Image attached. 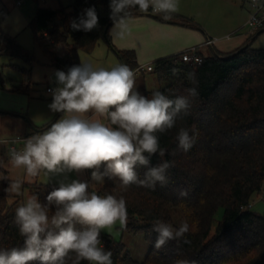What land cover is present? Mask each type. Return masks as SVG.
I'll use <instances>...</instances> for the list:
<instances>
[{
  "label": "trees",
  "instance_id": "16d2710c",
  "mask_svg": "<svg viewBox=\"0 0 264 264\" xmlns=\"http://www.w3.org/2000/svg\"><path fill=\"white\" fill-rule=\"evenodd\" d=\"M109 5L110 0H74L69 7L57 10L37 9L29 26L35 42L53 67L67 72L70 67L80 65V54L93 53L98 44L105 41L104 33L108 28L109 48L123 64L133 71L138 69L135 52L118 50L111 42L109 31L113 19ZM90 7L96 10L99 26L87 32L73 30L71 21ZM151 11V7L147 11L132 8L126 18ZM160 16L161 21L199 28L192 20L172 12H161ZM0 43V56L25 64L12 65L23 74L22 82L12 87V92L30 95L36 56L1 26ZM174 69V82L155 91L170 99L187 97L190 107L187 114H179L173 129L157 133L164 155L145 153L149 163L137 164L134 169L137 179L144 180L150 168L167 161L170 167L165 171V182L157 181L154 187L133 184L125 189L119 177L105 176L97 188L99 196L112 194L125 199L127 223L123 229L143 234L151 244L150 251L138 262L132 259L122 242L101 234L99 247L112 253L113 264H180L182 261L187 264H264V216L250 210L254 196L264 190V49L246 44L229 54L216 51L196 66L182 63L180 55H174L157 60L153 72L162 80L174 75ZM190 89L195 90L196 95H191ZM153 92L146 91L145 97L151 99ZM180 127L187 128L189 135L195 137L188 152L180 149L176 140ZM104 168L102 164L100 171ZM92 171L87 169L91 180ZM10 183L7 179L0 181V250L21 248L25 240L15 219V207L21 197L8 193ZM58 187L32 185L38 202L48 208L49 217L55 214L57 206L49 205L46 197ZM182 192L186 194L181 195ZM176 210L184 215L189 231L157 249L159 233L154 230L155 222L170 224ZM74 227L84 230L87 226L74 223ZM74 259L75 254L70 253L66 264H72ZM80 264L91 262L81 260Z\"/></svg>",
  "mask_w": 264,
  "mask_h": 264
},
{
  "label": "clouds",
  "instance_id": "9594fccd",
  "mask_svg": "<svg viewBox=\"0 0 264 264\" xmlns=\"http://www.w3.org/2000/svg\"><path fill=\"white\" fill-rule=\"evenodd\" d=\"M109 7L113 19L110 35L122 38L127 32L125 19L130 9L138 7L147 11L151 7L170 13L177 10V0H110ZM70 26L85 32L97 28L99 17L95 8L83 10ZM173 72L175 74L176 70ZM55 75L60 86L53 90L49 108L66 115L47 131L27 138L21 151L11 150L12 165L22 166L32 177L41 171L62 174L93 169V181L102 182L105 176L119 177L125 189L133 184L154 187L157 181L165 182V171L170 167L167 161L150 168L144 180L137 179L134 169L137 164L149 163L145 153L164 155L157 133L173 129L179 114H187L190 107L187 97L170 99L159 91H154L151 99L141 95L134 90V71L123 63L104 68L82 62ZM189 91L196 95L195 90ZM89 112L93 114L91 117L86 115ZM176 140L179 148L188 152L195 137L189 135L187 128L180 127ZM102 164L105 165L103 172L100 171ZM20 186L19 181L13 182L8 190L18 193ZM88 188L87 182L78 180L60 183L46 197L49 205L57 206L51 217L48 208L42 206L36 196L18 207L15 219L20 234L25 237L24 246L0 250V264H29L31 261L66 264L70 253L75 254L72 264H80L81 260L113 264L112 253L99 247L100 231L111 228L117 221L126 226V201L112 194L89 193ZM74 223L87 227L76 230ZM154 230L159 233L155 243L159 249L167 241L187 233L189 224L184 222L174 229L171 224L157 220Z\"/></svg>",
  "mask_w": 264,
  "mask_h": 264
},
{
  "label": "rangeland",
  "instance_id": "374dc122",
  "mask_svg": "<svg viewBox=\"0 0 264 264\" xmlns=\"http://www.w3.org/2000/svg\"><path fill=\"white\" fill-rule=\"evenodd\" d=\"M22 5H17V0H0L2 5H0V26L1 28L9 34L11 37L17 39L19 43L22 44L27 50L32 52L37 58L36 75L37 80L33 89L37 93H46L47 87H55V84L59 85L58 81H44L45 73L44 67L39 65V63H45L48 60L42 49V47L37 44L34 40L33 31L30 28V21L35 16L38 8L57 10L62 7H69L74 0H21ZM244 2L242 0H177V10L176 14L192 20L201 28L206 26H214L216 30L222 29L221 20H234L235 23H239V18L241 15H245L246 9L243 8ZM4 11V13L2 12ZM162 12V11H161ZM242 12H244L242 14ZM233 23L231 22V26ZM183 27V26H180ZM224 27V26H223ZM148 29L145 39L151 44H155L154 40H157V44L162 47H167L172 41L180 39L177 31L170 28H150ZM152 29V30H150ZM241 34L248 33L247 28H241L238 30ZM254 38L252 47L254 49H264V32L258 35V32L254 33L252 36ZM255 38H257L255 40ZM144 40V39H143ZM1 45V43H0ZM166 45V46H165ZM180 49L179 52H183ZM174 54V53H173ZM209 55V54H208ZM170 56L165 55L163 57ZM20 65V67L25 66V64L20 60H11L7 56H0V113L5 112L9 114L8 110L14 106H22L23 96L12 92V87L18 81L23 79V74L17 68L12 65ZM154 67L153 63H150ZM135 73V72H134ZM176 75H170L162 80H160L155 72H141L135 74L136 86L135 91H138L141 95L145 96L146 91H155L162 87H166L174 82ZM46 99L53 100V96H48L44 94ZM7 110V111H4ZM2 117V116H1ZM3 125H0L2 127ZM2 137H0V140ZM5 144L0 143V161L3 160L7 164L10 163L6 157ZM2 158V159H1ZM67 175V173H65ZM45 171H41V177L45 178ZM5 174L0 172V181L5 178ZM43 179V178H41ZM40 182V181H39ZM42 182V181H41ZM48 182V181H47ZM47 182H42L44 184H49ZM103 182V181H102ZM102 182H94L89 184L88 192H95L97 194V188L102 184ZM19 192L9 191V194H17L21 197V201L15 207V211L18 207L22 206L31 197L35 196V191L33 188L24 187L20 183ZM250 210L258 215L264 216V190L260 195L254 196ZM221 217V212L218 214V219ZM186 222L184 215L180 210H176L172 215V222L170 223L174 229H178L182 223ZM119 221L116 222L111 228L101 229L100 234L107 236L117 242H122L126 246V251L132 257V259L142 262L148 255L151 244L146 239L143 234H133L127 232L123 229Z\"/></svg>",
  "mask_w": 264,
  "mask_h": 264
},
{
  "label": "crops",
  "instance_id": "0c3cea01",
  "mask_svg": "<svg viewBox=\"0 0 264 264\" xmlns=\"http://www.w3.org/2000/svg\"><path fill=\"white\" fill-rule=\"evenodd\" d=\"M243 8H245L247 12H242V14L244 13L245 15L240 16L239 23L234 24V20H230L231 17H228L227 20L220 21L222 22L221 30H216L214 26H206L205 28H201L199 26V28L197 29H193L186 26L180 27V25L178 24H174L170 21H161L147 14L128 17L125 19V23L127 25L126 34L122 38H115L114 36L110 35L111 42L118 50H133L135 52L137 57V63L139 66L138 69L134 71L136 75L141 72H147L146 69L150 63L154 64L159 59L174 55H180L182 52L179 51L183 48L184 52L193 47H199L200 53L204 57H211L216 51L223 54H229L241 48L243 45H253L254 38L251 37L252 34L249 33V31L248 33L250 35H248L247 33L241 34L240 32H238V30H240L241 28H246L245 24L249 17L250 11L247 1L243 4ZM160 14L161 13L156 15ZM231 22L233 23L232 26ZM147 25L150 28L167 27L173 29L177 31V34L179 35L180 39L172 41V43L169 44L167 47H162L161 45L157 44V40H154V42H156L155 44H151L147 41V39H145V36L147 35L148 31V29L146 28ZM112 29L113 26L110 28L109 34L111 33ZM263 32L264 30H262V33ZM211 39L216 40V43L213 46H207L206 43L208 42V40ZM256 39L257 38H255V40ZM57 52L60 55H64V52L61 49H57ZM165 55L170 56L163 57ZM46 61L47 62L45 63H39V65H42L45 70L44 81H57L55 73L59 70L53 67L49 60ZM80 61L81 63H91L94 67L104 68H111L117 64L122 63L116 52L109 48L106 41H101L94 50V52L91 54L81 53ZM17 66L20 67V65ZM36 70V66H34L32 71L33 85H35L36 81H38ZM22 80L18 81L13 86H19ZM59 86L60 85L55 84V87ZM44 94L48 96H53L51 94H48L47 92ZM44 94H42L41 92L37 93V91L34 89L32 90L30 95L18 94L23 96L22 106L12 107V110H8L9 114H6L5 112L0 113V125H3L2 127H0V137H2L0 141L9 140L13 137L20 135L27 136L42 132L47 127L57 122L59 119L64 118V116L66 115L65 113L53 112L49 108V105L53 102V100L46 99V96ZM86 115L91 117L93 114L89 112ZM5 153H7L8 155L6 159L10 161L11 157L8 154L6 148ZM0 172L4 173L6 176L3 180L7 179L11 183L19 181L23 184L25 188H32V185L35 183L44 184L42 182L47 181V183L57 186H59L60 183H71L73 180L89 182V184H93L95 182L89 178L87 169L81 170L80 172L72 171L70 173H67V175L65 173L56 174L45 172V178L43 176H40V172L39 175L32 177L27 175L25 169L22 166L15 167L11 163L7 164L3 160L0 161ZM11 195L19 196L17 194Z\"/></svg>",
  "mask_w": 264,
  "mask_h": 264
},
{
  "label": "built area",
  "instance_id": "2783aa9c",
  "mask_svg": "<svg viewBox=\"0 0 264 264\" xmlns=\"http://www.w3.org/2000/svg\"><path fill=\"white\" fill-rule=\"evenodd\" d=\"M247 4L249 6L250 11H249V17L247 19L245 27L248 29L249 33L253 35L256 32L264 30V0H247ZM0 5H2L1 2H0ZM17 5L21 6L22 1L17 0ZM151 13L159 14L161 13V11L152 9ZM215 43H216V40L211 39V40H208L206 45L213 46ZM203 61H204V56H202V54L200 53L199 47H193L180 54V62L182 63L196 66V65H201ZM146 71L153 72L154 67L149 65ZM55 88L56 87L54 88L47 87L46 92L52 95V92ZM50 127L51 126L47 127L44 131H47ZM44 131L35 133L33 135L41 134ZM33 135H27V136L20 135V136L13 137L9 140L0 141V143L3 142L6 145V150L11 157V150L15 149L17 151H21L24 147V141ZM100 242H101L100 244H102L101 239H100Z\"/></svg>",
  "mask_w": 264,
  "mask_h": 264
},
{
  "label": "water",
  "instance_id": "95a60500",
  "mask_svg": "<svg viewBox=\"0 0 264 264\" xmlns=\"http://www.w3.org/2000/svg\"><path fill=\"white\" fill-rule=\"evenodd\" d=\"M2 12L4 13V11H2ZM147 15L153 16V17H155L158 20H161L162 19V16H160V15H156V14H152V13H147ZM107 33H108V28L106 29V31L104 33V39H105L106 43L108 44L109 43V39H108ZM260 34H262V31L258 33V35H260Z\"/></svg>",
  "mask_w": 264,
  "mask_h": 264
}]
</instances>
